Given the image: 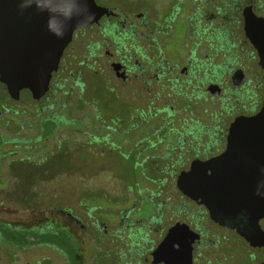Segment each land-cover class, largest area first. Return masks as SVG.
<instances>
[{
	"label": "flooded vegetation",
	"instance_id": "1",
	"mask_svg": "<svg viewBox=\"0 0 264 264\" xmlns=\"http://www.w3.org/2000/svg\"><path fill=\"white\" fill-rule=\"evenodd\" d=\"M153 1L94 0L97 18L72 31L36 99L11 92L17 73L0 71L12 103L0 107V159L21 148V164L44 144V156L27 153L36 166L65 129L79 137L68 158L83 155V169L102 166L110 181L69 167L81 198L50 190L43 220H0L5 264H264V214L241 198L264 180V126L234 125L264 106V0ZM101 98L125 109L107 122L90 108ZM9 115L30 125L10 129ZM120 164L130 166L124 186L100 171Z\"/></svg>",
	"mask_w": 264,
	"mask_h": 264
},
{
	"label": "water",
	"instance_id": "2",
	"mask_svg": "<svg viewBox=\"0 0 264 264\" xmlns=\"http://www.w3.org/2000/svg\"><path fill=\"white\" fill-rule=\"evenodd\" d=\"M97 12L94 0H0V71L10 68L19 77L7 80L11 92L25 87L32 98H38L72 31L95 20ZM238 124L264 126V106L249 119L234 123ZM261 182L256 196H241L243 200L254 198L258 216L264 214Z\"/></svg>",
	"mask_w": 264,
	"mask_h": 264
},
{
	"label": "rangeland",
	"instance_id": "3",
	"mask_svg": "<svg viewBox=\"0 0 264 264\" xmlns=\"http://www.w3.org/2000/svg\"><path fill=\"white\" fill-rule=\"evenodd\" d=\"M167 0H162V2H166ZM162 2H154V5H162ZM22 99L25 101V103L28 106H34V103H30L31 101H28V96L26 94H22ZM105 99L101 98L99 101H93L91 100L90 108H92L95 113L98 115V117H102L107 122L110 118H112L116 112L123 111L125 109V106L123 103H120L121 106L116 105L114 102L108 103L107 101H104ZM12 105L11 101H8L6 97L3 96V93L0 90V107L2 105ZM82 102L77 103V108H81L82 110L89 111V106H86L87 104L82 105ZM60 108H57L59 110ZM83 116V115H82ZM8 118V127L11 129L16 124H23V125H30L29 121H24L21 117L17 116H10ZM80 118L74 117L73 124H80ZM6 123V124H7ZM65 129H59L56 134L57 136L60 133V138L56 140L58 147L54 152H51V149L48 151V158L44 159L41 162V158L39 160L33 161L36 166H33L30 164L31 160L27 157V153H40V155L44 156L46 154V146L43 145V147L38 148L37 150H25L23 153L25 154V160L21 161H14L13 159H18L19 157H22V152L20 151L21 148L16 149V153L12 156L13 159L11 162L7 164L6 161H8V156H5L0 159V178L4 177L3 174H10L11 177L16 175L14 178L15 181H9L4 182L5 179H0V220L4 222H24L26 229L29 228V223H32L35 218L37 219H44L47 214L44 213V210L48 207V204L46 202L49 201V199L42 197L41 195H45L46 193H49L50 190H53L54 192L57 191L58 193V201H65L68 198L71 203H74L73 199L75 197L81 198L82 196H78L82 193L77 191L82 189L80 182V177H86V179H89L92 174H96L93 178H96L97 180H100L102 178H105V182H110L108 178L105 177V175H98L99 169L102 166H98L95 164H90V162H87L86 168H82L79 163L81 162V159L83 157L74 156L71 158V160L68 158L67 153V147L70 146L69 142L74 140L75 138H79L78 135H75V133H70L69 131H64ZM31 132V130L29 131ZM41 133L39 132L37 135V138L41 137ZM39 139H35V141H38ZM39 145L41 146V141H38ZM47 142L49 144H52V141L50 139H47ZM11 145L9 146V149L11 150ZM2 151V150H1ZM0 151V152H1ZM43 151V153H42ZM31 158L34 159L35 155H31ZM41 162V163H40ZM26 163V164H25ZM40 163V164H39ZM24 164V165H22ZM39 164V165H37ZM21 165V166H20ZM122 165V166H120ZM114 167H106L104 166L102 168L101 174L104 172H107L111 170L114 172L113 174V181L116 182L118 186L128 183V178L124 175V171L130 168L129 165L120 164ZM124 165V166H123ZM74 168V170H77L78 167L81 168V170L75 171V173H78L80 177H78L76 174H67L70 170L68 168ZM104 171V172H102ZM38 174V181L35 183L31 182H20L19 179L23 177V174ZM53 174H57L55 176H52ZM66 174V175H65ZM116 174V175H115ZM122 175V176H119ZM134 174H137V178H139L138 172L134 171ZM118 178H117V177ZM29 177V176H28ZM27 176L24 178H28ZM87 183V182H86ZM89 184L91 187H98L102 182L98 181H89ZM85 184V185H87ZM31 189V190H30ZM35 190V191H34ZM36 192L35 197L33 198L29 196L31 193ZM25 193V194H23ZM13 195L15 197H13ZM19 195L21 197H19ZM41 196V197H40ZM12 208V209H11ZM11 209V210H10ZM14 210V211H13ZM13 211V212H12ZM0 264H5L3 260L2 255V243L0 242ZM58 264V263H56Z\"/></svg>",
	"mask_w": 264,
	"mask_h": 264
}]
</instances>
